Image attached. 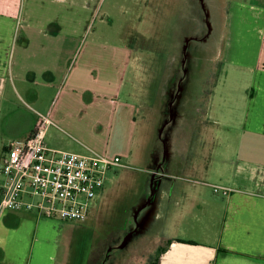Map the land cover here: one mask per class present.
I'll use <instances>...</instances> for the list:
<instances>
[{
	"label": "crops",
	"instance_id": "crops-1",
	"mask_svg": "<svg viewBox=\"0 0 264 264\" xmlns=\"http://www.w3.org/2000/svg\"><path fill=\"white\" fill-rule=\"evenodd\" d=\"M18 4L0 0V156L33 132L40 112L54 121L45 135L50 147L131 159L142 146L126 98L129 72L132 86L140 76L134 45L90 36L80 10L65 20L42 5ZM238 6L206 109L221 124L218 150H203L194 162L173 154L167 163L158 150L148 152L159 187L145 221L158 231L153 264H264V0ZM109 196L105 184L88 215L100 216ZM0 219L16 236L0 237V264H54L52 228L66 221L27 209Z\"/></svg>",
	"mask_w": 264,
	"mask_h": 264
},
{
	"label": "rangeland",
	"instance_id": "rangeland-1",
	"mask_svg": "<svg viewBox=\"0 0 264 264\" xmlns=\"http://www.w3.org/2000/svg\"><path fill=\"white\" fill-rule=\"evenodd\" d=\"M258 1L19 0L22 10L42 5L50 15L65 20L80 10L82 28L90 36L125 41L141 57L136 85L129 72L126 98L135 104L142 146L134 147L131 159H123L125 166L107 173L110 196L100 216L54 225L59 239L52 251L54 264L152 263L158 231L145 221L154 214L159 187L153 170L147 168L148 152L158 150L167 163L173 154L178 162L187 157L194 162L201 151L218 150L221 124L206 117L221 67L217 53L225 38L232 41L234 36L233 11H239L243 2L248 6ZM142 200L146 209L138 210ZM10 233L0 219V237L15 239Z\"/></svg>",
	"mask_w": 264,
	"mask_h": 264
},
{
	"label": "built area",
	"instance_id": "built-area-1",
	"mask_svg": "<svg viewBox=\"0 0 264 264\" xmlns=\"http://www.w3.org/2000/svg\"><path fill=\"white\" fill-rule=\"evenodd\" d=\"M38 114L33 132L22 142L11 143L3 158L0 216L8 210L27 209L62 221L83 220L104 188L107 173L126 164L119 155L91 147L88 152L50 147L45 135L54 121L47 114Z\"/></svg>",
	"mask_w": 264,
	"mask_h": 264
},
{
	"label": "trees",
	"instance_id": "trees-1",
	"mask_svg": "<svg viewBox=\"0 0 264 264\" xmlns=\"http://www.w3.org/2000/svg\"><path fill=\"white\" fill-rule=\"evenodd\" d=\"M151 264H153V261H152V263Z\"/></svg>",
	"mask_w": 264,
	"mask_h": 264
}]
</instances>
